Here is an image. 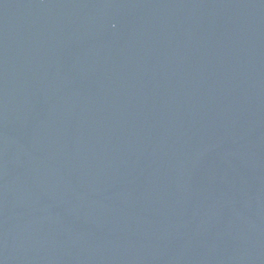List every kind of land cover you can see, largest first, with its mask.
Instances as JSON below:
<instances>
[{"label": "water", "instance_id": "95a60500", "mask_svg": "<svg viewBox=\"0 0 264 264\" xmlns=\"http://www.w3.org/2000/svg\"><path fill=\"white\" fill-rule=\"evenodd\" d=\"M0 264H264V0H0Z\"/></svg>", "mask_w": 264, "mask_h": 264}]
</instances>
